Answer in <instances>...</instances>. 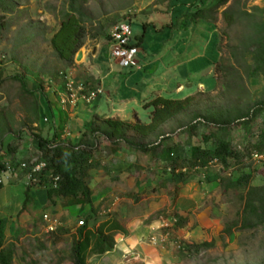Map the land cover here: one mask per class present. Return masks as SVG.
Instances as JSON below:
<instances>
[{
	"label": "rangeland",
	"instance_id": "374dc122",
	"mask_svg": "<svg viewBox=\"0 0 264 264\" xmlns=\"http://www.w3.org/2000/svg\"><path fill=\"white\" fill-rule=\"evenodd\" d=\"M18 1L20 5L12 14H6L0 6V17L5 16L9 24L0 36V121L7 122L10 128L4 137L1 155L5 161L18 159L19 165L40 156L36 135L52 139L58 133L59 138L73 143L82 135L84 130L71 121L77 118L76 112L87 105H63L60 92L67 77L78 83L95 85L89 80L90 75L79 71L76 62H82L78 59L79 52L86 53L90 59L93 47L105 46L107 54H103L99 64L110 68L108 42L100 37L93 39L92 35L102 30L111 33L120 23L131 20L134 41L144 35L141 57L148 63L164 48L161 33L171 16L172 6L171 0H84L85 9L92 18V23L87 25L89 36L76 55L75 63L68 67L57 57L50 43L60 28L56 12L64 0ZM227 9L235 17L232 25L223 16ZM207 15L208 22L217 28L212 48L217 51L219 39V57L214 73L207 76L204 87L195 94L202 93V106L215 104L235 108L245 115L253 104L264 102V0H229L215 13ZM208 22L201 20L202 28L197 27L200 30L197 34L194 32L195 36L193 32L184 35L182 42L189 40L186 48L201 49L205 42L212 40L214 26ZM193 39L194 44L191 43ZM216 58L215 54L210 64ZM258 62L263 69L253 74ZM74 66L78 67L77 72L71 69ZM158 67V64L151 67L147 74ZM111 68L119 76H128L131 71L118 65ZM229 71L233 80L228 87L224 86V80ZM13 75H23L27 87L36 92L41 108L37 124L28 123L32 115L31 99L22 91L19 82L9 78ZM195 89L197 85L192 90ZM188 91L186 89L179 97L173 93L172 97L181 99ZM59 108L65 112V123L63 129L58 130ZM138 111L142 122L150 121L146 109ZM200 114L199 109H194L165 125L164 147L176 146L183 156L192 145L202 143L204 134L212 128L201 123ZM192 124L195 125L193 131ZM251 129L253 135L260 134L264 129V113L258 115ZM229 138L236 145L248 141L239 124L231 130ZM94 161L99 162V166L90 171L87 181L94 191L97 214L89 221L88 228L97 230L106 221H119L127 236V228L130 229L133 242L137 240L140 248L124 253L117 250L106 259H102L104 254H89L88 264H264V224L242 227L243 192L227 189L221 183L222 178H237L246 172L253 174L252 186L264 187V156H247L241 164H233L229 169L211 163L208 172L197 173L188 183L176 182L177 177L165 171L161 159L152 161L149 155L133 152L124 145L115 147L105 139L99 140ZM18 165L0 176L3 187H7L0 189L4 245L13 242L17 247L13 264H73L71 252L78 238L79 221L84 219L83 207H66L64 200L52 204L46 200V189L37 185L33 188L32 201L22 211L24 192L30 180L28 169ZM176 213L186 219L183 226L177 222ZM46 214L59 223L56 232L47 231ZM228 226L232 227L231 234L225 233ZM106 232L115 234L116 245L123 242L119 231L107 228ZM212 241L215 246L209 249H188V246Z\"/></svg>",
	"mask_w": 264,
	"mask_h": 264
},
{
	"label": "trees",
	"instance_id": "16d2710c",
	"mask_svg": "<svg viewBox=\"0 0 264 264\" xmlns=\"http://www.w3.org/2000/svg\"><path fill=\"white\" fill-rule=\"evenodd\" d=\"M228 1L171 0L170 2L172 7L177 5L182 7L180 16H184L191 21L197 19L208 21L207 14L215 13L220 6ZM84 3V0H64L56 12L61 24L59 30L50 39V43L57 57L68 67L75 63L76 55L84 47L89 36L87 25L90 22L92 23V18L87 13ZM19 5L18 0H0V6L6 14L14 13ZM186 6L188 8H185ZM223 16L230 25L234 24L235 17L229 9L223 11ZM146 25L148 23H145ZM8 27L6 17H0V36L4 34ZM99 37L106 40L109 46L110 33L102 30V32L99 31L92 35L93 39ZM138 38V41L133 39V45L139 47L143 42L144 35ZM259 63L252 71L253 74L262 71L263 66ZM230 72L224 80L226 82L224 86L229 87L233 80V74ZM229 77H232V79L230 80ZM9 78L19 82L22 91L30 96L29 109L32 115L28 123L37 124L40 121L41 108L35 90H30L27 87L23 75H13ZM85 85L89 88L100 87L97 84H90L89 86L85 83ZM201 95L202 93H197L183 99L156 96L144 105L145 108H151L149 122H142L140 119H136V121L123 120L94 114L89 121L85 122L84 131L76 143L59 138L58 133L52 139L36 135L35 138L41 157L40 162H45L46 167L35 174L36 182L26 187L22 211L32 201L33 188L37 185H41L46 189V199L52 204H56L58 200H64L66 207L72 205L82 206L85 224L77 229L78 238L74 241L71 259L73 264H88L87 257L89 254L103 255L114 250L116 245L115 234L107 233V228L125 233L119 221H106L97 230L88 228V223L97 214V209L93 202L94 191L90 187L87 177L91 170L99 166V162L94 161V157L100 139L107 140L115 147L124 145L133 152L149 155L152 161L153 159H161L165 171L169 170L173 176L177 177L176 182L178 180L182 183H188L195 178L197 173L208 172L211 163L216 162L225 169H229L233 164H241L247 156L252 158L254 154H264V129L257 136L253 135L251 131L252 123L259 114L264 113V102H256L245 115H241L240 111L235 108L215 104L202 106ZM194 109L200 110L201 123L212 128V130L204 134L202 143L192 145L181 156L178 147H164L163 128ZM58 118L60 120L58 130L63 129L65 112L61 108H59ZM238 124L247 135L248 141L245 144L236 145L229 138V133ZM190 126L193 131L195 125ZM9 129L7 122L0 121V176L6 171V162H11L14 167L18 165V159L12 158L5 161L6 158L1 155L4 137L9 133ZM152 138L155 140L151 143L145 141ZM209 144L211 146H208ZM53 177H59L56 186ZM252 178V173L242 172L237 178L221 179V183L225 184V188L243 192L241 196L243 208L240 215L242 216L241 223L244 228H254L264 224V187L252 186ZM207 179H209V176H207ZM2 187L0 181V189ZM176 216H178L177 222L179 225L183 226L186 219L177 213ZM3 228V221L0 219V264H13L17 247L13 242L8 246L4 245ZM225 233L231 234L232 227H226ZM213 246H215L214 241L203 242L188 246V249L201 251Z\"/></svg>",
	"mask_w": 264,
	"mask_h": 264
},
{
	"label": "crops",
	"instance_id": "0c3cea01",
	"mask_svg": "<svg viewBox=\"0 0 264 264\" xmlns=\"http://www.w3.org/2000/svg\"><path fill=\"white\" fill-rule=\"evenodd\" d=\"M185 8H188V6ZM181 10L182 7L180 5L172 7L171 16L161 33V35H164V48L162 52L155 59L152 58L148 63H145L142 60L143 57H141L142 52L140 49L137 64L128 67L131 70L128 76L116 75L117 72L111 68V64H109L110 68L102 67L99 64L103 54L107 51L105 46L101 47L97 45L93 47L90 59H88L86 53L82 52V62L77 63L79 71L81 70L85 76L90 75L88 78L91 80V83L103 87L104 93L93 104L88 107L86 106V108H81V110L76 112L77 118L71 121L74 126L84 130L85 122L89 121L90 117L94 114L131 121H134L136 118L141 119L138 109H146L150 116V108H145L144 105L156 96L173 98L172 95L174 93L175 97H179L181 93L189 89L186 96L183 97L186 98L194 95L204 87L207 76L214 73L216 61L219 57V39H217V51L212 48L217 28L211 22L205 20L214 26L215 35H213L212 40L208 43L205 42V45L201 49H197L194 45L193 48L191 46L186 48L189 40L185 39L182 42V38L188 32H193L195 36L194 32L197 31V34L200 30L197 27L202 28L200 27L202 19L195 21L188 20L186 17L180 16ZM175 39L179 41L176 42ZM195 42L193 39L191 43L194 44ZM209 49H211L210 53ZM215 54L217 58L213 64H210ZM156 64L159 65L158 69L147 74L146 71ZM71 69L77 72L78 67L74 66ZM143 71L144 73H142ZM196 85L197 89L192 90ZM77 119L82 123L79 124ZM6 188L3 187L2 190ZM129 230L127 228L128 236L125 233L120 234L123 242L115 245L116 248L104 254L102 259L111 258V253L117 250H120L121 253L128 252L130 249L139 250L138 242L137 240L133 242L132 234L131 232L129 234ZM151 260L153 261V259Z\"/></svg>",
	"mask_w": 264,
	"mask_h": 264
},
{
	"label": "built area",
	"instance_id": "2783aa9c",
	"mask_svg": "<svg viewBox=\"0 0 264 264\" xmlns=\"http://www.w3.org/2000/svg\"><path fill=\"white\" fill-rule=\"evenodd\" d=\"M109 40V64L111 66L118 65L123 68L132 67L137 64L138 55L140 53V48L133 45V31H132V21H126L117 25L110 33ZM78 63V61L76 60ZM61 93V103L63 105H70L76 107L80 104L91 105L93 104L103 93V87L89 88L86 87L85 82L78 83L73 78L67 77L65 87L62 89ZM257 158H263L264 154L258 155L254 154ZM40 156L35 161L30 163H19L18 167L21 169H28L29 171V183L32 184L36 182L35 174L42 171L46 167L45 162H40ZM7 171L15 170L14 165L11 162L5 163ZM59 177H53V181L56 183ZM29 184V185H30ZM45 222L47 223L48 232H56L59 223L52 220L49 214L44 215ZM84 219L79 221V227L83 226Z\"/></svg>",
	"mask_w": 264,
	"mask_h": 264
},
{
	"label": "water",
	"instance_id": "95a60500",
	"mask_svg": "<svg viewBox=\"0 0 264 264\" xmlns=\"http://www.w3.org/2000/svg\"><path fill=\"white\" fill-rule=\"evenodd\" d=\"M81 57H82V52H79L78 59H81Z\"/></svg>",
	"mask_w": 264,
	"mask_h": 264
}]
</instances>
